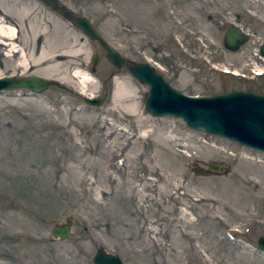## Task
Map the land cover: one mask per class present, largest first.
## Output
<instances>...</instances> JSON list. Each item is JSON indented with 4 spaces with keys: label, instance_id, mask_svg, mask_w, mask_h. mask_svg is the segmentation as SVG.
Segmentation results:
<instances>
[{
    "label": "rangeland",
    "instance_id": "obj_1",
    "mask_svg": "<svg viewBox=\"0 0 264 264\" xmlns=\"http://www.w3.org/2000/svg\"><path fill=\"white\" fill-rule=\"evenodd\" d=\"M59 4L186 94L264 93V77L226 70L264 67V0ZM0 20L16 28L13 44L29 56L66 52L61 73L45 77L44 65L16 67L0 35V77L58 83L42 93L0 92V264H93L101 247L124 264H264L263 152L153 116L144 105L149 86L44 2L0 0ZM231 24L250 33L236 51L223 43ZM76 69L93 78L86 94L63 79ZM211 164L222 167L212 173ZM67 221L74 237H54Z\"/></svg>",
    "mask_w": 264,
    "mask_h": 264
},
{
    "label": "water",
    "instance_id": "obj_2",
    "mask_svg": "<svg viewBox=\"0 0 264 264\" xmlns=\"http://www.w3.org/2000/svg\"><path fill=\"white\" fill-rule=\"evenodd\" d=\"M40 1L82 29L92 40L99 41L106 51V57L117 68L126 67L142 83L149 85L144 104L153 116H173L182 119L191 129L224 137L264 153V94L249 91L209 96L185 94L168 83L150 63L128 61L121 53L110 47L87 17L74 14L60 5L58 0ZM227 29L225 43L232 50H237L239 45L250 38L249 33L236 24L229 25ZM99 60L100 56L96 55L94 65H97ZM92 71L94 72L95 68ZM57 84V81L45 80L39 76L17 78L8 75L0 77V92L29 88L34 93H42ZM85 101L91 105H101L104 98L86 96ZM220 167L222 165L211 164L209 171L216 173ZM53 235L72 239L71 222L68 221L63 227H55ZM258 243L264 251V236L260 237ZM93 264H124V261L119 255L101 247L93 258Z\"/></svg>",
    "mask_w": 264,
    "mask_h": 264
},
{
    "label": "bare ground",
    "instance_id": "obj_3",
    "mask_svg": "<svg viewBox=\"0 0 264 264\" xmlns=\"http://www.w3.org/2000/svg\"><path fill=\"white\" fill-rule=\"evenodd\" d=\"M15 29V27L5 24L0 20V35L4 40H7L3 42V47L7 49V55L18 56L16 67L29 70L34 66L33 63H38L39 66L44 65L43 69L41 68L39 71L44 74L45 77L50 75H59L61 73L60 71L66 65V52L64 51V53L48 56L45 51H42L39 56H29L23 50L17 49L16 45L13 44V41L17 39V34L11 30ZM255 70H257V72H264V68L256 67ZM64 75L65 76H63V79H69L70 81L75 80L76 85L81 89L83 94H86L83 88H85L87 85H90L93 80L89 73L82 72L79 69H76L73 71V73H66Z\"/></svg>",
    "mask_w": 264,
    "mask_h": 264
},
{
    "label": "flooded vegetation",
    "instance_id": "obj_4",
    "mask_svg": "<svg viewBox=\"0 0 264 264\" xmlns=\"http://www.w3.org/2000/svg\"><path fill=\"white\" fill-rule=\"evenodd\" d=\"M228 31V29L226 28V32ZM226 32L224 33V46L227 48V49H230L227 45H226V43H225V34H226ZM249 35H250V33H249ZM250 39V38H249ZM248 39V40H249ZM247 42V41H246ZM263 45H264V42H262L260 45H259V47H258V53H259V56H260V58H264V47H263ZM239 47H240V45H239ZM238 47V48H239ZM230 50H232V49H230ZM232 51H236V50H232ZM262 68H264V67H262ZM251 69V70H250ZM250 69H248V70H246V71H239V70H232V69H227V72H231V73H235V74H239L242 78H244V79H246V78H248L247 80H250V79H259V78H261V77H264V74H259V75H257V74H254L253 72H252V69L253 68H250ZM163 77H164V75L163 74H161ZM165 78V77H164ZM165 80L168 82V83H170L166 78H165ZM171 84V83H170ZM172 85V84H171ZM173 86V85H172ZM234 91H238V90H234ZM240 91H247V90H240ZM259 91V90H258ZM230 92H233V91H230ZM249 92H255V91H249ZM256 93H260V92H256ZM260 94H264V93H260ZM68 222V221H67ZM66 222V223H67ZM71 222V221H70ZM66 223H63V224H57V225H55L53 228H52V230H51V233H52V235H53V230H54V228L55 227H57V226H64ZM71 229H72V226H71ZM73 232V231H72ZM74 235V234H73ZM54 236V235H53ZM55 237V236H54ZM74 237V236H73ZM56 238H63V237H56ZM64 239V238H63ZM66 239V238H65Z\"/></svg>",
    "mask_w": 264,
    "mask_h": 264
}]
</instances>
